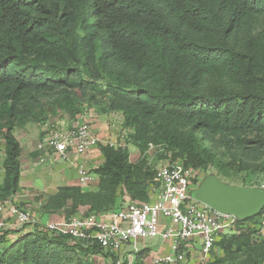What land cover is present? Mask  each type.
<instances>
[{"label": "trees", "instance_id": "obj_1", "mask_svg": "<svg viewBox=\"0 0 264 264\" xmlns=\"http://www.w3.org/2000/svg\"><path fill=\"white\" fill-rule=\"evenodd\" d=\"M92 108L121 114L140 157L98 144L96 189L58 186L46 195L48 213L63 208L69 218L82 205L106 213L119 196L149 201V146L229 184L264 187V0H0V201L19 187L13 129L56 125L51 118L70 125ZM236 223L215 243L242 251L226 264H264V241L253 239L264 205ZM54 248L113 256L36 226L0 231V264H63Z\"/></svg>", "mask_w": 264, "mask_h": 264}, {"label": "built area", "instance_id": "obj_2", "mask_svg": "<svg viewBox=\"0 0 264 264\" xmlns=\"http://www.w3.org/2000/svg\"><path fill=\"white\" fill-rule=\"evenodd\" d=\"M44 126L36 149L70 163L100 143L125 146L110 141L100 142L83 119L71 126ZM40 160L43 161V158ZM75 168L79 187H87L94 178L91 169L82 161L76 162ZM197 174L198 171L180 161L163 160L154 169L149 201L130 200L106 213L73 215L43 224L31 211L18 206L13 195L0 201V231L36 226L48 233L65 235L76 241L96 243L113 255L111 264H123L124 259L132 262L140 250L138 242L155 238L169 241L170 245L166 253L153 254L149 264H184L186 254L191 255L193 252L198 253L200 260H205L210 256L221 232L233 224L237 217L212 208L192 196Z\"/></svg>", "mask_w": 264, "mask_h": 264}, {"label": "rangeland", "instance_id": "obj_3", "mask_svg": "<svg viewBox=\"0 0 264 264\" xmlns=\"http://www.w3.org/2000/svg\"><path fill=\"white\" fill-rule=\"evenodd\" d=\"M108 114V113H107ZM104 114H99L96 112L95 108L89 109L87 112H85L84 117L82 118L83 120L86 121V123L91 127V124H93L96 120V118L101 119V116ZM113 119V118H112ZM62 119L61 118H51L49 122H52L54 124L61 123ZM121 118H114V120L110 121V126H114L117 131H119V135L122 133L123 129L121 128ZM63 123H66L63 121ZM73 124H76V122L70 123V125H67V123L64 126H71ZM42 131V125H39L38 123L34 122H29L25 124L22 127H16L13 129V134L19 137L20 139H23L26 135L30 136L31 138V146H34L39 140V136L41 135ZM27 136V137H28ZM131 144L127 140V132L124 134L122 140L121 136H119V140L117 144ZM128 149V147H127ZM130 151V152H129ZM136 148L131 144L129 145V154L131 156V161L133 162V154L136 152ZM159 153L160 150L156 146H149L147 150L144 152L143 156L146 159V166L149 167L150 169L154 170L157 166V164L163 159L159 158ZM140 157L139 156L136 158V160ZM2 158H3V146L2 143L0 142V179L2 178ZM135 160V161H136ZM212 170H209L207 172H198L197 174V182L195 184V187L206 177L211 173ZM236 183L233 185H238L237 183L240 182V177L239 180H235ZM255 187H263V186H255ZM264 188V187H263ZM28 191L26 187H18V190L16 191L15 195L12 197L15 203L23 208H28L31 213H35L37 215H41L42 213H47L45 210H43L42 206L44 204V201L46 200V195L43 192H38V196H27V197H20L19 194H23V191L21 190ZM32 192H34V189H30ZM85 191V190H84ZM30 192V193H32ZM130 199L128 197H121L119 196L117 199V203L119 206L125 205L128 203ZM64 209H58L54 213L64 215ZM87 213V206L82 205L78 209L77 213L74 215H79V214H86ZM167 220V219H165ZM261 228L259 231L255 234H253V239L260 242L264 241V223L262 224ZM11 231V230H9ZM237 230V223L236 221L231 224L230 226L228 225L223 232H221L220 236L218 239H220L221 236L223 235H230L233 233H236ZM217 239V241H218ZM170 242L169 241H162L160 238H155V239H146L143 240L142 242H138L137 247H140V250L143 248H148L149 252L147 256L143 259H141L140 264H149V261L151 259V256L157 252V254L162 255L166 252L167 248L169 247ZM54 253H58V255L64 260L63 264H111V258L110 257H105L101 253H89L87 256H82L79 252L69 250V249H59V248H54L53 249ZM242 251H235L234 248L230 250V253H222V251L219 249V246L215 244L214 249L212 250L210 256L205 259V260H200L198 257V253L193 252L189 257H187V260L184 264H226L231 258H240L242 257ZM137 258V255L135 254L132 262H128L126 259L123 260V264L126 262V264H134L135 259Z\"/></svg>", "mask_w": 264, "mask_h": 264}, {"label": "crops", "instance_id": "obj_4", "mask_svg": "<svg viewBox=\"0 0 264 264\" xmlns=\"http://www.w3.org/2000/svg\"><path fill=\"white\" fill-rule=\"evenodd\" d=\"M113 118V119H112ZM114 118H121V114L118 112H110L108 114H104L101 116V119L95 120L93 124H91V131L98 137L100 142H114L117 143L119 140V136H121V140L126 134V130H123L119 135V131H117L113 125L110 126V121L114 120ZM58 124H66L61 123ZM68 125V124H67ZM45 126H42V131ZM41 131V135L39 138L41 139L43 132ZM21 145V156H20V179L19 186L28 188V191H23V194H19L20 197L27 196H38V192H43L44 194H53L56 191L58 186L62 185H78V174L75 168V163L78 161L84 162L90 169L96 167L103 161V157L98 149V147L92 148L82 157L74 158V163H70L69 161H64L58 158L55 155L49 154L46 151H38L36 149V145L31 146V138L26 135L23 139H20L16 135H14ZM28 136V137H27ZM128 147L131 144H125ZM130 152V151H129ZM139 156V152L136 151L133 154V162ZM43 158V161L40 159ZM129 159L131 161V156L129 154ZM97 180L94 176L93 180L89 183L87 187H81L82 190H95L96 189ZM30 189H34L32 192ZM32 192V193H30ZM28 209V208H26ZM29 210V209H28ZM40 223H46L47 221H55L60 220L64 217V215H60L57 213H42L41 215H37L33 213ZM167 242V241H166ZM168 251V248L166 252ZM165 252V253H166ZM154 254H157L155 252Z\"/></svg>", "mask_w": 264, "mask_h": 264}, {"label": "water", "instance_id": "obj_5", "mask_svg": "<svg viewBox=\"0 0 264 264\" xmlns=\"http://www.w3.org/2000/svg\"><path fill=\"white\" fill-rule=\"evenodd\" d=\"M192 196L221 212L246 218L259 213L264 205V188L239 186L209 174L191 191Z\"/></svg>", "mask_w": 264, "mask_h": 264}]
</instances>
